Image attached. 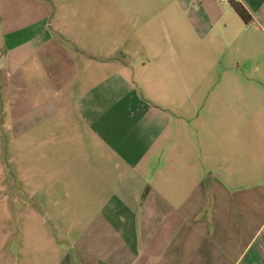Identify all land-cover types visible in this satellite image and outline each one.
<instances>
[{
	"label": "crops",
	"instance_id": "crops-1",
	"mask_svg": "<svg viewBox=\"0 0 264 264\" xmlns=\"http://www.w3.org/2000/svg\"><path fill=\"white\" fill-rule=\"evenodd\" d=\"M8 1L0 0V137H16L9 162L16 167L17 181L41 190L40 184L31 183V171L37 167L32 162L39 157L43 161L46 154L37 148L44 150L47 137L59 129L64 130L58 140L63 146L47 150L53 169L44 174L41 168L44 176L57 174L60 167L68 176L73 173L67 157L81 152L64 155L63 149L79 142L75 137H93L94 158H105L98 165L93 162V173L98 169L100 178H93L92 210L77 208L70 198H82L65 192L64 209L54 215L66 218L74 209L77 218L59 220L72 232L80 217H92L81 226H93V242L70 241L80 249L79 264H264V220L258 219L264 215V202L259 207L256 184L245 180L247 187L240 189V178H223L219 168L224 161L207 159L204 147L189 142L187 128L170 130L169 112L154 98L142 99L120 68L113 75L105 71L110 83L99 86L95 73L101 70L93 69V51L80 35L70 34L51 17L49 3L26 0L13 7ZM238 1L247 9L264 2ZM149 121L156 134L146 126ZM18 136L23 138L18 141ZM2 146L0 142V151ZM250 148L254 161L256 150ZM43 193L52 201L46 188ZM19 205L10 201L9 215L15 232L23 235L34 227L33 217L43 213L32 208L23 213ZM38 219L43 227L44 218ZM101 233L103 239L109 233L107 245L97 240ZM66 258L60 263H72ZM11 261L0 259V264H16Z\"/></svg>",
	"mask_w": 264,
	"mask_h": 264
},
{
	"label": "rangeland",
	"instance_id": "rangeland-1",
	"mask_svg": "<svg viewBox=\"0 0 264 264\" xmlns=\"http://www.w3.org/2000/svg\"><path fill=\"white\" fill-rule=\"evenodd\" d=\"M9 1L13 7L26 3V0ZM27 1L49 3L51 17L59 19L70 34L80 35V40L93 51V69L101 70L98 75L95 73L99 86L110 83V79L104 77L105 71L113 75L118 68L123 70L122 74L134 82L142 99L154 98L156 104L173 117L170 130L187 128L192 134L189 142L204 147L207 159L224 161L219 168L223 178H240V189L247 187L245 180L252 181V187L256 184L260 207L264 202V2L252 9L245 7L251 15L245 23L230 0ZM146 126L156 134L158 129L150 121ZM56 131L54 137H47L44 150L43 146L37 148L46 154L43 161L39 157V162H32L37 167L31 171V183L40 184L41 190L36 185L19 184L16 167L9 162L16 137L9 134L0 137L3 145L0 151V244L4 238L6 241L0 246L2 260L11 258L16 264H61L67 254L68 259H73L69 264H79L80 249L71 247V239L93 242V226H81L92 217H80L81 223L76 227L79 230L72 232L59 220L67 222L68 218H77L74 209L69 213L72 217L54 215L64 209L65 192L77 193L82 198H70L74 206L92 210L93 178L95 181L100 178L98 169L93 173V162L98 165L105 158H94L93 137H89L90 141L75 137L79 142L71 141V145L63 149L64 155L69 150L81 152L80 156L75 153L73 158L67 157L73 165V173L68 176L60 167L62 171L57 174L44 176L53 169L47 150L63 146L58 140L64 138V130ZM21 138L18 136V141ZM32 142L36 148L38 141ZM21 146L25 151V146ZM251 146L256 150L254 161ZM155 162L157 159L153 160ZM56 165H59L58 159ZM107 171L110 173L112 168ZM44 188L52 201L43 193ZM25 192L29 195L26 200ZM48 199L47 204H42ZM10 201L17 203L18 209L21 202L23 213L25 208L43 213V216L33 217L32 230L23 235L15 232L9 215ZM12 217L23 222L19 216ZM42 217L44 224L40 227L37 224L41 225V221L37 218ZM258 219L262 222L264 215H259ZM100 235L97 240L107 245L106 241L111 240L109 233L104 239L103 234ZM25 239H29V244ZM86 250L93 252L92 248Z\"/></svg>",
	"mask_w": 264,
	"mask_h": 264
},
{
	"label": "trees",
	"instance_id": "trees-1",
	"mask_svg": "<svg viewBox=\"0 0 264 264\" xmlns=\"http://www.w3.org/2000/svg\"><path fill=\"white\" fill-rule=\"evenodd\" d=\"M230 4L235 10V12L241 17V19L246 23L251 18L250 13L245 8V6L238 0H230Z\"/></svg>",
	"mask_w": 264,
	"mask_h": 264
},
{
	"label": "built area",
	"instance_id": "built-area-1",
	"mask_svg": "<svg viewBox=\"0 0 264 264\" xmlns=\"http://www.w3.org/2000/svg\"><path fill=\"white\" fill-rule=\"evenodd\" d=\"M222 1H224V0H222Z\"/></svg>",
	"mask_w": 264,
	"mask_h": 264
}]
</instances>
